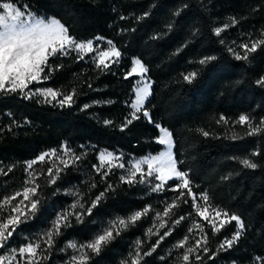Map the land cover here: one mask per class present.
<instances>
[{
	"label": "trees",
	"instance_id": "obj_1",
	"mask_svg": "<svg viewBox=\"0 0 264 264\" xmlns=\"http://www.w3.org/2000/svg\"><path fill=\"white\" fill-rule=\"evenodd\" d=\"M1 2H13L36 16L55 17L77 40L95 37L111 40L122 54L119 63L111 64L110 70L103 72L95 67L88 54L83 60L73 59L74 52L50 58L52 66L63 65L50 78L28 85L24 94L0 92V167L5 171L12 169L7 175L0 174V195L22 182L26 162L42 152L65 146L82 157L61 172L56 184L39 181V211L20 225L21 232L41 226L38 216L47 208L63 204L62 188H73L80 193L87 207L111 184L114 190L107 193L93 214L86 216L83 224L72 219L74 226L63 229V235L56 241L85 242L100 222L111 217L127 218L148 206V215L123 229L99 254L89 251L88 264H119L127 251V242L135 238L143 241L144 227L150 218L172 203L177 195L168 189L172 181L163 191L155 193L143 184H122L121 171L116 166L111 170L101 167L100 172H108L103 179L94 167L100 166L96 157L99 149L119 154L125 165L132 156L160 149L155 141L158 129L142 114L139 120L121 130L131 111L129 102L133 97L134 76L125 79V75L131 59L136 57L148 68L146 77L151 81V95L145 108L153 121L173 133V156L180 162L178 168L188 173L193 193L196 196L207 193L212 206L239 215L246 225L243 236L232 249L217 253L211 260L199 251L181 264H253L255 257H264V133L247 136V127L236 123L241 114L249 115L253 124L264 118V88L256 84L264 75V46L251 53L249 60H236L229 51L231 48L242 53L241 44L264 39L261 35L264 0ZM177 10H181L180 15L174 16ZM144 12L150 15L137 21L136 17ZM122 16L125 19H121ZM230 18H235L237 23L232 25ZM169 23L173 24L170 31L165 27ZM225 24L230 26L216 36L213 29ZM157 35L159 39H152ZM185 44L183 51L173 55ZM206 56L216 59L208 65H200L198 61ZM191 72H198V76L189 84L183 76ZM29 88H52L63 94L75 91V102L71 107L62 108L56 101L45 103L34 96L26 98L30 95ZM109 100L114 103H104ZM85 104L90 107L85 109ZM220 116L228 123H217ZM105 120L112 124L105 125ZM199 130L209 135L205 137ZM253 152L258 155L252 156ZM246 157L260 167L244 168L238 161ZM92 184L96 187H91ZM189 208L190 203L173 210L164 229H171L172 234L140 264H166L159 250L183 237L190 219ZM180 216L186 219L174 226L172 220ZM234 231V222L215 235L206 228L209 252H216L219 243L230 238ZM52 251L48 252L45 264L53 258ZM197 255L202 259L196 260Z\"/></svg>",
	"mask_w": 264,
	"mask_h": 264
},
{
	"label": "snow or ice",
	"instance_id": "obj_2",
	"mask_svg": "<svg viewBox=\"0 0 264 264\" xmlns=\"http://www.w3.org/2000/svg\"><path fill=\"white\" fill-rule=\"evenodd\" d=\"M186 7V5H185ZM0 92L4 93H25V89L33 82H39L44 79L50 78L53 72H56L63 68V65L52 66L50 58L57 56H67L71 53L76 55L73 59L83 60L87 54L95 53L92 57V62L95 67L101 72L110 70V65L119 63L121 52L113 44L111 40L107 41V49L102 50L99 47H94L92 39L87 41H78L70 34V29L63 24L59 19L55 17H37L31 12H26L18 8L13 2H6L0 4ZM181 10H177L173 13L174 16H179ZM149 12H144L142 16L136 17L137 21L149 16ZM125 19V17H121ZM232 25L237 23L235 18H230ZM230 25L225 24L223 27H217L213 29V33L216 36H220L224 29ZM169 31L172 29L173 24L169 23L165 26ZM195 35V34H193ZM264 36V32L261 33ZM160 35L153 36L152 39H159ZM97 40H103V37H97ZM223 43V41H221ZM264 46V39L254 40L250 43H243L239 47L243 49L242 53H237L234 49H229L233 53L236 60H249L250 54L257 51L258 48ZM182 45L178 48L173 55H178L183 48ZM216 59L215 56H206L201 58L198 63L200 65H208L210 62ZM148 68L139 58L132 60L131 71L127 72L125 79L133 74L138 75L141 79L135 86V99L130 101L131 111L129 116L125 118V121L121 125V130L128 128L141 118L148 119L149 123L155 125V128L159 130V136L156 142L159 145L164 146V150L160 151L157 155L145 156L140 160H136L130 164L127 168L126 174L121 175L120 182L122 184H128L129 186L135 184L150 183L149 178H153L158 183H155L151 188L152 192H160L165 189L166 184L169 181L173 182L171 191L176 192L171 204H167L163 213H157V218L161 219V227L166 228L168 222L164 221L162 217H171L173 210L179 208L181 204H189L194 209L195 216L200 217L201 220L206 222L205 224L193 221V226L188 229L189 233H192L194 229H199L201 233V239L196 241L194 247H188L182 256L184 262L189 261V255L202 249L203 253L207 254V259H213L217 253L226 252L232 249L243 236L246 225L242 218L237 214H229L223 209H217L211 205L209 195L207 193H200L199 200L203 203L197 202V196L193 193L191 188V181L188 178V173L180 170L178 159L173 156V133L163 127L160 123H156L152 120L150 112L145 108V103L151 95V81L146 79ZM198 76V72H191L183 76V80L189 84ZM256 84L264 88V75H262ZM91 87V85H89ZM30 96L43 97V102L51 103L56 101L60 107H71L75 102V91L67 94L61 93L59 90L52 88H37L30 95H26V98ZM58 97H61L58 99ZM93 103H101L100 101H94ZM104 103H114L113 101H104ZM90 105L85 104L84 108L87 109ZM217 123H228L224 116H220ZM239 125H245L247 127V136H255L257 134L264 133V118H261L258 123L253 124L252 118L249 115L241 114L236 121ZM105 125H111L112 121L105 120ZM205 137L209 135L207 131L199 130ZM233 136V139H236ZM63 155L68 159H64L61 156H57L55 149L47 153H42L36 158L26 162L25 171L32 169L34 165L39 163H45L48 158L55 157L63 165L60 167H48L47 168V182L49 184H56L60 178V174L64 169L74 165L82 157L75 155L71 149L64 147ZM252 156L258 155L253 152ZM99 160L101 165L96 167L101 178H106L108 172H100V168L104 167V162L107 161V167L109 170L113 167V161L119 160V157L114 156L111 152H101L99 154ZM239 164L247 169H257L260 165L253 161L251 158L240 159ZM120 168H125V164L118 163L115 165ZM146 166V170L145 167ZM12 169L7 171L0 169V174L7 175ZM228 177H224L227 179ZM178 181V182H177ZM26 185L22 192H16L10 197H5L0 201V249H5L9 245L14 234L19 230L20 225L26 223L30 217H35L39 211L40 199L37 197L38 189L40 185L36 182V176L29 172V179L26 181ZM91 187H96L92 184ZM114 190V186L109 184L103 192L91 200L90 204L85 207V203L81 202V199H76L69 207L58 213L56 218L52 221V225L41 238V242L28 243L19 247L18 249H11L8 256L0 255V264H4L8 261L11 264L12 261L19 259L20 264H40L38 257L41 248V243L47 245V251H51L52 247L56 243V238L63 235V229L73 227L72 217L75 218V223L83 224L85 217H90L93 214V210L98 207L100 202L104 199L109 191ZM187 190V191H185ZM56 193L54 192L53 195ZM66 194L80 197L78 192H68ZM22 196L23 199L16 203L17 197ZM191 198V201H189ZM25 201L28 205H25ZM30 205V207H29ZM23 206V207H22ZM79 209V210H78ZM4 212H7L5 218ZM150 208L145 206L142 210L135 211L127 218H117V220L111 221L109 227L104 228L98 233L93 240L84 244L77 245L75 242H69L67 247L72 248L78 255H73L68 264H88L90 260L89 251L99 254L105 246H107L116 236L120 235V232L127 228L129 225L135 224L141 220L143 216L148 215ZM191 214V213H190ZM186 217L180 216L177 219L172 220V224L179 225ZM235 223V231L230 238H225L219 243L216 252H209L208 247V235L205 232V227H209L213 235L221 232L226 225ZM148 235L154 234L152 229L147 230ZM171 229L159 234V238L151 245L148 251H144L141 255L140 249L142 241H136V251L130 261H123L122 264H140L144 257L151 256L157 246L165 237L170 236ZM189 237L185 236L176 245L177 248H184ZM64 251V249H61ZM27 254V256H25ZM46 259V257H44ZM196 260H201V256L197 255ZM163 259V258H161ZM253 264H264V257L257 256L253 260Z\"/></svg>",
	"mask_w": 264,
	"mask_h": 264
},
{
	"label": "rangeland",
	"instance_id": "obj_3",
	"mask_svg": "<svg viewBox=\"0 0 264 264\" xmlns=\"http://www.w3.org/2000/svg\"><path fill=\"white\" fill-rule=\"evenodd\" d=\"M2 3H6V2H1L0 4H2ZM0 11H2V10H0ZM37 17H42V16H37ZM217 27H219V26H216L215 28H217ZM96 38L97 37L92 38V40L94 42V47H99L102 50H106L107 47H108V45H107V41L108 40L105 39V38L103 40H97ZM87 40H89V39L78 40V41H87ZM88 55H91L93 57L95 55V53H90ZM134 58H136V57H133L131 59V64H130L129 71H131L132 60ZM133 76H134L133 88H132L133 97H132L131 101H133L135 99V86L137 85V83L141 79L138 75L133 74ZM146 79L148 80L147 77H146ZM33 83H36V82H33ZM33 83H31V84H33ZM36 89L37 88H35L33 90L32 88H29L27 93L31 94ZM34 97H36V98H38L40 100H43V97H38V96H34ZM158 136H159V130H158V133H157V137L155 138V141L157 140ZM64 147L65 146H61V147H59L58 149H55V150L57 152V156H61L64 159H68L67 156L63 155V148ZM163 150H164V146L160 145V149L157 150L155 153H149V154H145V155H141V156H132L127 161V164L125 165V168H120V167H117V166L116 167L121 171L120 175H125L126 171H127V168L130 166V164L132 162H134L136 160H140V159L144 158L145 156L157 155V154H159L160 151H163ZM50 151L51 150H48V151H45V152H42V153H47V152H50ZM101 152H111V153L114 154V156L119 157L118 161L114 160L112 162L113 166L117 165L118 163H121L119 154H116V153H114L111 150L99 149L97 154H96V157H97V160H98L100 165H101V161L99 160V154ZM104 165H105V167H107V161L104 162ZM62 166L63 165L60 164V161L58 159H56L55 157L48 158L46 160V162L43 163V164L38 162L36 165L33 166L32 169H28L27 171H24V178H23L22 182L18 186L14 187V188H10V189L6 190L2 195H0V201H2L5 197H10V196L14 195L16 192H22L23 188L25 186H28V185H26V181L29 179V172H32L36 176V182L39 184V181L41 179L47 181V168L48 167H53V168L60 167L61 168ZM144 167H145V170H146V166H144ZM25 168H26V164H25ZM0 169H1V167H0ZM149 180H150V183H144L143 186H145L147 189H149L151 191V188L154 186L155 183H158V181H155L153 178H149ZM172 186H173V184L170 185L168 187V189H171ZM68 192H76V190H74L73 188H67V187L62 188L61 194L63 196H65V200H64L63 204L61 206L58 205L55 208H47L46 211L41 216H38L39 219H40L39 223H40L41 226H36L32 231L26 232V233L25 232H21L20 230H18L14 234V237L11 239V241H10L9 245L7 246V248L0 249V255L8 256L11 249H18L19 247H21L23 245H26V244H28L30 242L31 243L41 242V238L44 237L45 233L49 230V228L52 225V221L56 218L58 213H61L63 210L67 209L69 207V205H71L76 199H81V202L84 203V201L82 200L81 196L80 197H75L73 195L66 194ZM37 197L39 198L38 192H37ZM22 199H23L22 196L17 197V200L13 201V203H16V202H18L19 200H22ZM197 202L198 203H203L202 201L199 200V196H197ZM24 203H25V205H28L27 201H25ZM29 207H30V205H29ZM189 211H190L191 214H190V219H189V222H188V226L186 228V232L183 235V237L181 239H179V241H181L185 236L189 237L187 243L185 244V247L184 248H177L176 245L178 244V242H179L178 241V242H176L174 244H171V245H169L167 247L160 248V250H159L160 256L163 259H165L166 264H181V263H183L184 261L182 260V256L185 253L186 249L188 247H194L195 244H196V241L201 239V233H200L199 229H194L192 233H189L188 229L193 226L194 219H195V221H197L199 223H202V224H205V225H206V222L201 220L200 217H196L195 216L194 209H192L191 206L189 208ZM157 213H161L162 214L163 211L162 212H157ZM157 213H155L150 218V220L147 222L146 226L144 227V240L141 243L140 249H138L141 253L143 252V250L147 249L148 247L150 248L151 245H153L154 242L159 238V234H162L164 229H165V228L161 227V219L157 218ZM7 214H8L7 212H4L5 218L7 217ZM117 218L118 217H111V218L105 220L103 223L100 222L99 224H97L96 229H95V233L92 234L90 236V238L88 240H86L85 242H79V241H76V240H73V239H67V240H63L61 242H57L56 241V243L52 247L53 251L51 250L54 254H53V258L50 260L49 264H68L70 258L73 255H78L79 254L78 252H76L72 248H68L67 247L69 242H75V243H77V245H80V244H84V243H86L88 241H91L104 228L109 227V224H110L111 221L117 220ZM30 219H31V217L28 219V221ZM72 219L75 220L74 217H72ZM162 219L164 221H167V217H162ZM167 226H168V224H167ZM149 228L152 229V232L154 234H152V235H148L147 234V230ZM206 228H208V227L206 226L205 229ZM135 239L136 240H133V242H127L128 243L127 244V248H126L127 251L125 253L124 258L119 262V264H122L123 261H130L132 259L133 255H134V252L137 250L136 249V241L138 240V238H135ZM61 249H64V251H61ZM38 251L40 252V256L38 257V259L40 260V264H45V262L48 259V257H47L48 256V252H51V251H47V245L43 244V243H41V248ZM199 251H202V249L199 250ZM199 251H196V252L190 254L189 257L193 256V255H196L197 253H199ZM25 256H27V254H25ZM44 257H46V259ZM4 264H9V262L5 261ZM11 264H20L19 259H17L16 261H12Z\"/></svg>",
	"mask_w": 264,
	"mask_h": 264
}]
</instances>
